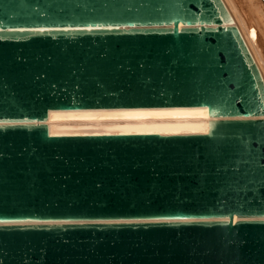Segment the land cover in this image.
I'll return each instance as SVG.
<instances>
[{"label": "water", "instance_id": "1", "mask_svg": "<svg viewBox=\"0 0 264 264\" xmlns=\"http://www.w3.org/2000/svg\"><path fill=\"white\" fill-rule=\"evenodd\" d=\"M228 17L223 0H0V264H264V80ZM169 105L215 118L170 134L44 121Z\"/></svg>", "mask_w": 264, "mask_h": 264}, {"label": "bare ground", "instance_id": "2", "mask_svg": "<svg viewBox=\"0 0 264 264\" xmlns=\"http://www.w3.org/2000/svg\"><path fill=\"white\" fill-rule=\"evenodd\" d=\"M223 2L229 12L227 21L237 25L264 80V0ZM214 118L203 105H169L50 108L44 121L51 134H170L207 132Z\"/></svg>", "mask_w": 264, "mask_h": 264}]
</instances>
